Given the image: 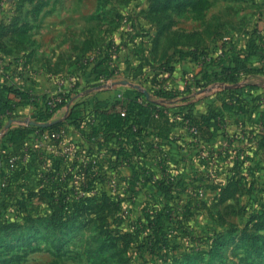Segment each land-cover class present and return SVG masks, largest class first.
Segmentation results:
<instances>
[{
    "label": "rangeland",
    "instance_id": "rangeland-1",
    "mask_svg": "<svg viewBox=\"0 0 264 264\" xmlns=\"http://www.w3.org/2000/svg\"><path fill=\"white\" fill-rule=\"evenodd\" d=\"M254 30H264V0H0V54L20 61L45 51L64 73L56 88L83 84L80 67L89 71L110 44L119 49L111 77L150 83L189 53L211 64L226 42ZM8 129H0V264H264L263 133L218 132L208 144L223 138L220 149L195 146L159 189L110 168L107 149L91 169L86 149L66 153L36 138L12 145ZM88 192L93 200H81ZM64 194L73 207L60 215Z\"/></svg>",
    "mask_w": 264,
    "mask_h": 264
},
{
    "label": "trees",
    "instance_id": "trees-1",
    "mask_svg": "<svg viewBox=\"0 0 264 264\" xmlns=\"http://www.w3.org/2000/svg\"><path fill=\"white\" fill-rule=\"evenodd\" d=\"M247 36L249 45L245 52L235 51V46L232 42L224 44L221 50L223 54L217 56V60L208 64L210 68L216 65L219 66L218 70L206 73L202 80L204 86L214 82L231 85L242 82L243 86L238 89L240 93L224 91L226 97L234 99L240 109H244L243 105L241 106L242 100L245 98L243 94L251 98L254 107L260 106L262 104V95L259 94V91L262 90L264 85V32L254 30L248 32ZM113 48L117 49L116 54L118 56V47L115 44H110L105 50H102L104 56L90 64L89 71L95 76V79L99 80L101 77L111 78L114 61L112 58ZM188 56L195 62H198L200 58L199 54L189 53ZM254 56L260 59L261 68L249 66L248 60ZM225 60L230 61L231 65L229 67L222 66ZM20 65L18 62L17 66ZM22 66L18 70H12L10 65H7L5 70L10 71L11 75H18L20 72L24 73V65ZM160 71L158 74H162L165 71L172 73L174 69L169 66ZM3 77L6 78V75ZM155 81H157L156 77H153L152 83ZM202 81L197 82V84L201 86ZM81 84L79 80L76 88L64 96L63 103L58 104L56 107H51L47 104V94H35L31 90H22L14 85L9 86L0 82V129L5 128L10 121L16 122L25 119V116L18 112L17 107L19 104L34 109L35 112L32 114L34 121L49 124L48 126H14L11 124L4 138H7L8 143L18 145L25 140L32 141L35 138L36 140L41 138L44 132H36L38 130L55 131L66 129V125H69L79 130L82 138L79 144L71 141L70 145L74 148L80 147L88 151L86 163L91 169L100 167V161L97 158L102 149H107L108 153L112 156L115 155V159H109L110 168L129 167L131 180H145V182L152 184L151 188L155 185L154 187L159 189H168L169 184L176 178L175 169H172L168 164L171 161L172 163L175 161L174 148L170 142H174L176 138L172 137L171 128L179 124L187 127L188 131L191 128H195L197 134L188 133V137L191 143L197 147L212 142L218 132H223L216 114L210 112L199 119L195 118L193 116L194 105L192 103L183 105V109L178 113L180 121L178 124L171 122L161 107L140 103L139 98H141L142 94L136 90L126 95V98H128L127 104L126 101L119 99L114 102L98 98L82 102L75 101L74 98L81 89ZM153 93L155 97L153 95L150 96L149 102H153L155 98L174 100L179 96V92L173 90H159ZM233 93L235 95H232ZM90 103L93 108L88 112ZM68 105L66 121H58L59 112ZM117 106L121 108L120 111H115ZM121 111L125 112V116L122 115ZM149 128L157 130V147L152 148L157 149V153L153 158L157 162V168H154L152 163H150L152 149L144 144L138 145L137 143L139 139L147 136ZM63 143L62 139L51 142L57 150L61 149ZM111 144H115L116 148H110ZM63 161L66 164L69 163L67 159ZM71 163L73 166L78 165L77 162ZM68 181L69 177L63 183L67 184ZM68 195L64 194L59 198L57 212L60 215L69 212L70 208L73 207V204L69 202ZM82 197L81 200L84 199L83 201L93 200L89 192L88 195H85L86 199L84 196ZM145 215L151 216L147 212H145ZM157 223L159 221L150 220L154 233L158 232Z\"/></svg>",
    "mask_w": 264,
    "mask_h": 264
},
{
    "label": "crops",
    "instance_id": "crops-1",
    "mask_svg": "<svg viewBox=\"0 0 264 264\" xmlns=\"http://www.w3.org/2000/svg\"><path fill=\"white\" fill-rule=\"evenodd\" d=\"M262 32H264V30ZM232 43L235 46V51L242 53L246 51L249 40L245 38ZM16 57L17 56L15 55L11 57L0 54V66L10 65L12 70H18L22 68V65H24L26 68L23 74L20 72L18 75H11L9 72L8 75L10 78H8V75L6 76L7 79L5 77H0L1 83H5L9 86L14 85L22 90H31L35 94L42 95L55 90L56 81L64 78V73L60 72V69L53 68L56 67V64L47 65L45 63V58L52 57H49V54H46L43 50L39 51L38 49H32L28 54H26V56H24V58H22L24 61H22V59L20 60L23 63L20 66H17V63L20 61L16 60ZM57 59L58 56L53 62H56ZM248 63L252 68H261L260 59L256 56L250 57ZM230 65V61L225 60L222 66L229 67ZM171 66L174 69L172 73L165 71L162 74H158L159 71H157L155 72L154 76L152 73L149 74L150 77L152 75V78L156 77L157 81L154 83L145 82V80L142 81L140 78L142 76L137 79V77L133 76V74L125 76L120 73L116 74L114 77L109 78V82L113 84V88L111 89H105L101 87L98 79L93 81V77L86 79L90 72L87 68H82L83 66H81L80 68L84 69V73L80 74V76L82 79H84V82L81 84V89L76 94L74 100L82 102L85 100L98 98L100 100H109L110 102H114L117 100L116 95L122 93L123 96L120 100L126 101L127 104L128 98H126V95L136 90L142 94L141 98H139L140 103L144 105L151 104L156 107H161L169 120L176 124L180 122L178 113L183 109V105H185V103H192L194 105L193 116L195 118L199 119L203 115L212 112L217 115L223 132H229L231 133L230 135H234L236 133V136L242 132L264 134V85L262 90L259 91V94L262 95V104L258 107H254L251 98L248 95L243 94L245 98L242 100L241 106L243 105L244 109H240L234 99H229L226 97L224 91H235L236 93H240L238 89L243 86L242 82L232 85L218 82H214L206 86L203 85L204 83L202 80L205 74L215 70L217 71L219 66L216 65L210 68L207 64L195 62L190 57H185L184 59L179 58ZM115 77L120 79H115ZM122 81H127L131 84V86L118 84V82ZM199 81H202L201 86L197 84ZM159 90L178 91L179 96L174 100L155 98L153 99V102H149L148 100L150 99V96L153 95V97H155L153 92ZM232 95H235V93ZM17 108L18 112L25 116V119L22 121H14V126L29 125L27 122H33L35 123L34 125L39 126L48 124L34 121L33 116L30 114V107L19 104ZM68 109L69 105L59 112L57 116L58 121H66ZM120 110L121 108L119 106H117L115 109V111ZM66 127L67 132L63 139L64 143L69 141L71 142L72 138H75L74 142H77V140L82 141L79 130L69 125H66ZM147 132L148 134L146 137L137 141L138 145L144 144L151 149L153 147H157V130L154 128H149ZM171 132L172 137L176 138L174 142H170L174 148V163L176 167H179L180 165H184V163H181V158H187L189 160L195 153L194 150L197 148H195V145L191 143V140L188 137V129L184 125H175L171 128ZM223 143L224 139L218 138V140L212 144H205L201 145L200 147L198 146V149H202L203 152L206 153L213 148L220 149ZM156 153L157 149L151 150L152 159L150 160V163H152L154 168H157L155 160H153ZM168 164L170 166L173 165L172 161ZM120 170L122 174L130 175L129 167L123 166L120 168Z\"/></svg>",
    "mask_w": 264,
    "mask_h": 264
},
{
    "label": "built area",
    "instance_id": "built-area-1",
    "mask_svg": "<svg viewBox=\"0 0 264 264\" xmlns=\"http://www.w3.org/2000/svg\"><path fill=\"white\" fill-rule=\"evenodd\" d=\"M231 41L229 42H226L225 44H229ZM116 52H117V49L116 48H113V60L116 59ZM223 52L220 51V54H218V56L222 55ZM103 52H99V53H96L90 60H88L87 62H90V64L94 63L96 60H100L102 57H103ZM86 62V63H87ZM9 71L5 70L3 66H1L0 68V77H3V76H7L9 73ZM23 73V72H22ZM79 81V78H70V80L66 81L65 83H60L58 85V87L56 88V90H54L53 93L51 94H47L48 95V100H47V104L51 107H56L58 104H61L63 103V98L64 96L69 93L71 90L75 89L76 86H77V83ZM99 84L101 87L103 88H113V84L111 82L108 81V79L104 78V77H101L99 80ZM122 93H119L116 95V98L117 100L121 99L122 98ZM91 104V103H90ZM93 106L92 104L90 105V109L88 110V112H90L92 110ZM34 109L33 108H30V114L32 115L34 113ZM122 115L125 116V112L121 111ZM10 123V122H9ZM8 123V124H9ZM7 124V125H8ZM36 132H44L42 135H41V138H39L37 140V142H40L41 144H45L47 146H49L50 148H53L55 149V147L51 144V142L53 140H58V139H64V137L66 136V132H67V129H60V130H44V131H41V130H38ZM188 133L190 134H197L196 132V129L195 128H191L189 129ZM61 149L64 151V152H70L74 149L73 146L70 145V143H64V145L61 146ZM112 183V181H111Z\"/></svg>",
    "mask_w": 264,
    "mask_h": 264
},
{
    "label": "water",
    "instance_id": "water-1",
    "mask_svg": "<svg viewBox=\"0 0 264 264\" xmlns=\"http://www.w3.org/2000/svg\"><path fill=\"white\" fill-rule=\"evenodd\" d=\"M118 84H120V85H129V86H131V84L130 83H128L127 81H122V82H118ZM11 124H13V121H10V123L6 126V127H9ZM27 124H31V125H34L35 123H33V122H27ZM49 124H45V125H42V126H48Z\"/></svg>",
    "mask_w": 264,
    "mask_h": 264
}]
</instances>
